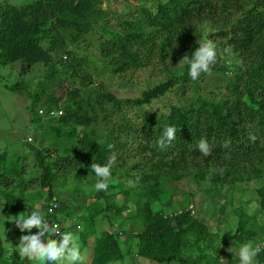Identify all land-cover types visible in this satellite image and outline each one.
Wrapping results in <instances>:
<instances>
[{
  "label": "trees",
  "instance_id": "1",
  "mask_svg": "<svg viewBox=\"0 0 264 264\" xmlns=\"http://www.w3.org/2000/svg\"><path fill=\"white\" fill-rule=\"evenodd\" d=\"M154 1L155 12L139 6L134 14L128 13L131 21L120 22L124 26L121 33L111 32L102 24L107 13L101 9L103 0H35L25 6L0 3V65L18 61L23 70L26 65L45 66L47 74L39 85L52 82L60 72L52 64L53 52L64 48L60 31L73 30L76 40L94 25L108 35L109 47L103 49L102 56L107 59L103 64L107 74L122 75L147 67L151 59L157 58L158 65H163L158 70L165 75L139 97L118 99L85 74L91 61L77 56L67 63L60 60L58 67L70 73L68 78H80L83 90L72 88L64 100L48 95L47 106L39 110L41 98L34 95L27 109L30 122L42 130L34 134L41 146L24 140L20 151L0 153V215L15 216L23 207L31 208L43 198L45 219L58 223L61 233L71 230L73 222L66 230L62 227L72 217L70 201L58 196L66 184L68 167H81L96 182L91 163L107 164L119 141L130 138L139 141L135 155L140 158L139 168L127 174L132 183H112L110 178L107 191H95L90 204L80 205L86 215L79 222L84 226L79 237L81 249L90 246L88 239L94 240L88 264L122 262L131 246L135 257L157 264H224V252L218 253L213 244L216 234L190 208L195 193L179 202L178 208L173 205V195L185 179L199 188L207 179L212 186L203 192L204 201L222 199L230 204L241 185L264 179V0ZM124 2L130 7L132 0ZM203 24L214 31L213 38L229 48L232 63L216 62L210 75L201 74L193 81L188 65L178 64L198 47L196 39ZM43 43L48 47L44 48ZM64 53L69 54L67 50ZM112 53L115 56H108ZM208 80L220 85L205 88ZM204 89L208 92L203 93ZM170 92L178 96V104L170 105L166 115L144 112L143 107ZM129 108L137 109L138 115L128 117L125 110ZM110 113L118 119H110ZM43 118L49 120L46 125H40ZM165 126H175L176 138L162 150L157 140L163 136ZM202 138L210 146L207 157L198 149ZM226 142L228 146L224 147ZM26 160L37 163L27 168ZM115 174L113 171L111 176ZM255 192L257 213L247 216V202L235 211L239 233L244 231L246 217L254 221L260 210L264 213V189ZM119 195L122 199L117 205ZM99 215L111 226L115 220L130 221L138 229L132 234L111 230L98 234L94 224ZM2 224L6 226L7 222L3 220ZM37 231L33 229L32 233ZM246 234L250 241L255 232ZM1 235L2 231L0 264H33L19 255L15 245L12 250L3 246ZM233 239L242 245L241 236ZM256 259L264 263V249Z\"/></svg>",
  "mask_w": 264,
  "mask_h": 264
},
{
  "label": "rangeland",
  "instance_id": "2",
  "mask_svg": "<svg viewBox=\"0 0 264 264\" xmlns=\"http://www.w3.org/2000/svg\"><path fill=\"white\" fill-rule=\"evenodd\" d=\"M35 0H0L4 3H9L15 6H25L32 3ZM165 2L166 0H161ZM130 7L126 6L124 0H103L101 5L102 11H107L106 18L102 20V24L107 27L111 32L121 33L124 26L120 22L130 20L127 16L128 13L134 14L136 9L139 6H144L147 10L155 12L156 2L154 0H132L129 2ZM99 20V19H98ZM212 32H214L208 24H203L199 28V36L196 39L197 42H202L204 40H212L218 49L217 62L221 65H228L232 63L231 54L228 47L224 44H220L215 37H212ZM63 39L64 48L55 51L52 54V64H54L59 69V74L54 75V80L43 85H39L44 79L46 72L45 66H25V71L21 68L20 62H15L7 66L0 65V153L5 150L14 152L20 151L19 146L26 139L28 141L31 137V145L35 147H40V141H35L34 134L41 133L42 130H39L38 124H32L30 122L31 115L28 106L32 103L34 95L38 94L41 98L40 104L38 103L37 110L41 109L44 105L47 106V96L52 95L54 98H63L64 100L66 94H68L72 88L78 89L81 91L82 82L80 83V78H68L70 73H65L58 67V63L61 60L63 63H67L73 56L85 57L88 61H91L85 68V74L92 78L96 85H103V90L107 93L113 94L118 99H133L139 97L141 93L159 83L165 75L163 72H160L158 69H161L163 65H158L157 58L150 60V64L147 67L139 68L136 70H131L122 75L112 76L107 74L104 70V63L107 62V59H104L103 49H106L107 36L102 34L99 29V25H94L93 29L89 30L87 33H83L79 39L74 40V31L73 30H61L59 34ZM216 40V41H215ZM43 47L47 48L48 43H43ZM67 50L69 52L66 55L64 52ZM227 50V51H225ZM111 52V51H110ZM107 56V54H106ZM108 56H115L114 53ZM158 66V68H157ZM38 67H40L38 69ZM216 78V77H214ZM74 83V84H73ZM23 85L21 87L20 85ZM16 85H19L18 87ZM220 84L216 83L215 80H208L204 82L205 88H214ZM43 86V88H42ZM12 89V91L9 88ZM83 90V89H82ZM43 91V93H42ZM207 90H203V93H207ZM172 104H178V96L175 95V92H170L165 94L163 97L159 98L152 102L151 105L143 107L144 112L148 115H166L168 113L169 106ZM63 104L60 105L62 107ZM125 113L128 117H133L138 115L137 109H127ZM142 115L140 112L139 117ZM110 119L114 118V115L110 113ZM118 118H114L113 121ZM49 122L48 119L43 118L40 125H46ZM33 131V132H32ZM131 134L128 135V137ZM139 141H133L130 138H125L123 141H119V144L116 146V150L112 152L110 156L115 154L116 161L112 166L111 173L116 172L115 175L111 176L112 180L109 182L116 183V181H123L126 183L130 182L127 174L133 173L134 169L139 168L140 158L136 156L137 143ZM35 150L32 151V155L35 154ZM30 157V156H28ZM28 161L27 168L36 165V161ZM27 163V162H26ZM135 167V168H134ZM68 175L66 176V184L61 187L62 191L58 194L61 200L70 201L69 206L72 209V217L70 220H66L62 223L64 227L65 223L68 222L69 226L72 224L75 225L74 228L69 230L74 234L80 237V234L84 231V226L79 223L83 221L86 217L85 212L81 210L80 205L82 203L90 204L94 199H92L95 189L93 185L95 184V178L90 176L86 171L81 167L73 168L72 166L68 167ZM59 170V169H57ZM62 172L59 171L58 173ZM204 186L201 188L196 187L190 179H185L178 184V190L173 195V205L175 208H178L179 202H184L188 196H191V192H194L190 208L197 214L198 218L209 224L213 233L216 234L214 245L219 249L218 253L224 252L223 258L226 260L224 264H239L238 250L239 245L236 244L234 237L241 236L242 244L247 242L248 235L247 231H254L255 235L251 238L254 244L264 245V213L261 212L257 215L255 220L249 219L246 217L247 223L243 227L242 232L238 231V220L235 213L238 208L241 207L242 203L247 202V205H244L246 212L250 216L257 209V204H255L256 199V189H264V179L260 181H253L247 185H241L240 193L236 192L233 196V199L230 204H224L222 199L220 200H211L205 202V189L211 187V183L206 179L203 183ZM33 189L30 188V190ZM201 190L202 192H196ZM185 193H187L185 195ZM122 195L118 196L116 204L120 205ZM166 206V203H165ZM38 211L40 212L45 219L46 211V202L44 199H40L38 202H35L31 208L23 207V209L18 213ZM17 214V215H18ZM127 215V214H126ZM1 216L2 221L5 220L7 225H0V231H2V240L3 246L7 247L8 250H12L11 246L15 245L14 249L18 250L16 246L19 244V239L22 235H27V232L22 233L18 228H16L14 223L8 218L12 213H3ZM16 216V215H15ZM113 219V218H112ZM46 220V219H45ZM47 221V220H46ZM78 222V223H77ZM131 222H122L120 220H115L113 226L109 220H107L103 215H99L96 218L94 224V230L101 234L104 231H114V232H123L130 231L128 234H132L134 229H138V226H131ZM134 224V223H133ZM135 225V224H134ZM138 225V223L136 224ZM120 226H122L120 228ZM68 227H64L66 230ZM69 231H62L69 232ZM47 235V234H46ZM54 239H59L54 238ZM89 247L82 246L81 252L84 256V263L88 264L90 251L92 245H94L93 239H88ZM232 248V252H229L228 249ZM264 247L261 248L263 250ZM133 248L131 246L129 254H127L122 262L112 263V264H157L155 262L135 257L132 252ZM230 254L232 257H230ZM222 259L221 256L215 254ZM33 264H43L40 261H32ZM83 263V264H84ZM57 264V262H54ZM163 264H174V263H163ZM255 264H261L255 258ZM264 264V263H263Z\"/></svg>",
  "mask_w": 264,
  "mask_h": 264
},
{
  "label": "clouds",
  "instance_id": "3",
  "mask_svg": "<svg viewBox=\"0 0 264 264\" xmlns=\"http://www.w3.org/2000/svg\"><path fill=\"white\" fill-rule=\"evenodd\" d=\"M217 54L216 44L212 40L207 39L198 44L191 57L188 55L183 56L178 65L187 64L189 77L196 81L201 74H211L212 66L217 62ZM42 111L40 110L39 113L42 114ZM53 115H55V112H53ZM175 138V126H165L163 136L157 140V144L163 150L170 146ZM250 139L255 140V137H250ZM26 142H31V137H29L28 141L26 139ZM227 146L228 142L224 144V147ZM198 149L206 157L211 154L210 146L203 138L198 143ZM115 161L116 156L113 154L105 165L91 163L90 169L97 177L93 185L97 192L108 190V181L111 178V169ZM129 183L131 184L132 182ZM51 211L52 208L49 209V212ZM8 218L22 233H29L22 235L18 246H16L21 257L32 261L57 262V264H83L85 258L81 252L78 235L70 231L61 233L58 223L46 221L38 211L23 212ZM68 226L69 224L66 222L64 227ZM33 229H38V231L33 234ZM58 237L59 239H54ZM262 247L264 245L254 244L252 241H247L240 245L238 250L239 264H255V258ZM228 251L232 252V248L228 249Z\"/></svg>",
  "mask_w": 264,
  "mask_h": 264
}]
</instances>
